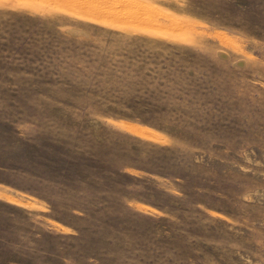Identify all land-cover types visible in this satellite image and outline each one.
Masks as SVG:
<instances>
[{
	"label": "rangeland",
	"instance_id": "374dc122",
	"mask_svg": "<svg viewBox=\"0 0 264 264\" xmlns=\"http://www.w3.org/2000/svg\"><path fill=\"white\" fill-rule=\"evenodd\" d=\"M0 264H264V0H0Z\"/></svg>",
	"mask_w": 264,
	"mask_h": 264
}]
</instances>
